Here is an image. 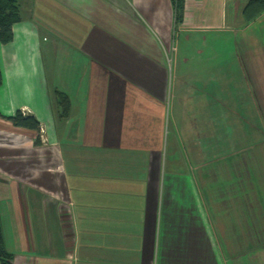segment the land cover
<instances>
[{
    "label": "crops",
    "instance_id": "crops-1",
    "mask_svg": "<svg viewBox=\"0 0 264 264\" xmlns=\"http://www.w3.org/2000/svg\"><path fill=\"white\" fill-rule=\"evenodd\" d=\"M16 1L0 114L33 115L40 143L0 117L12 264H264V12Z\"/></svg>",
    "mask_w": 264,
    "mask_h": 264
},
{
    "label": "trees",
    "instance_id": "trees-1",
    "mask_svg": "<svg viewBox=\"0 0 264 264\" xmlns=\"http://www.w3.org/2000/svg\"><path fill=\"white\" fill-rule=\"evenodd\" d=\"M175 21L181 18L182 0H171ZM264 12V0H247L241 10V16L245 23L251 22L258 15ZM20 21L19 6L16 0H0V44H7L12 40V26ZM1 85V72H0ZM54 96L59 109V117H64L68 111V99L60 91L54 90ZM0 117H4L0 114ZM15 127H21L32 130L36 133L34 144L40 143L39 139V121L31 114L16 110L12 115L4 117ZM0 264H12V254L5 246L0 226Z\"/></svg>",
    "mask_w": 264,
    "mask_h": 264
},
{
    "label": "rangeland",
    "instance_id": "rangeland-1",
    "mask_svg": "<svg viewBox=\"0 0 264 264\" xmlns=\"http://www.w3.org/2000/svg\"><path fill=\"white\" fill-rule=\"evenodd\" d=\"M167 56H168L167 58L169 59L170 58V55H167Z\"/></svg>",
    "mask_w": 264,
    "mask_h": 264
}]
</instances>
